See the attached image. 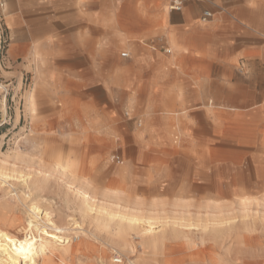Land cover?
<instances>
[{
    "label": "rangeland",
    "instance_id": "rangeland-1",
    "mask_svg": "<svg viewBox=\"0 0 264 264\" xmlns=\"http://www.w3.org/2000/svg\"><path fill=\"white\" fill-rule=\"evenodd\" d=\"M198 2L204 4L201 13L213 12L206 0ZM166 4L168 0H107L102 10L103 21H100L107 36L102 28L99 29V23L94 21L90 33V59L96 63L101 60L103 72L105 65L113 68L109 75L111 83L102 86L97 83H74L77 74L83 72L77 63L85 58L82 52L67 51L62 45L58 48L70 35L69 27L57 30L50 37L51 51H47L49 47L42 43L27 48L26 44L17 41L34 40L29 37L38 39L29 29L31 22L21 15L19 2L0 0V160L16 151L25 156L36 155L43 149L53 151L44 143L45 137H48L53 141L54 150L67 155L75 164L85 166L87 174L94 177L101 187H125L144 199L154 195L167 198L181 195L190 201H201L200 195L210 192L213 195L215 191L208 182L227 177L236 180L233 192L256 195L264 191V185L257 188L251 181L248 182V178L264 179V103L252 113L250 121L223 129L226 139L235 137V142L223 140L214 132L210 118L198 115L200 110H210L214 106L212 101L208 98L198 102L190 100L189 89L182 84L178 86L176 82L170 83L169 72L171 67L176 66L174 60L180 56L181 47L177 37L166 30L169 13ZM249 7L262 14L264 0H250ZM151 8H154V12H151ZM90 9H95V6L91 5ZM78 11L88 12L87 6H80ZM254 16L258 18L257 14ZM250 23L259 28L261 26L264 32L261 19L250 20ZM78 32L82 43L86 32L83 28ZM110 38L116 47L105 55L99 44ZM245 39L252 45L264 42L259 35ZM167 45L171 53L165 56ZM182 50L185 51L184 48ZM121 52H129V58L122 57ZM145 56L150 57L156 73L152 85L155 97L151 100L143 97L138 89L141 81L127 66L132 60L144 63ZM164 56L166 63L157 68L160 57ZM118 61L126 67L121 68ZM168 65L171 67L167 68ZM181 70L189 73L190 80L199 85L200 73L191 68ZM217 71L213 70L215 73ZM251 77L248 86L259 90L262 84L257 71ZM163 88L166 89L164 97L161 92ZM30 92L34 107L27 103ZM219 92L226 93L222 88ZM256 107L252 101L246 112ZM164 108L178 114H164ZM158 130L159 134L155 133ZM33 142L38 146L35 147ZM87 144L102 146L93 148L86 147ZM209 146L215 152H205L203 155H212L217 161L211 167L210 163L207 166L196 164V160L201 159L198 152ZM163 149L168 154L163 156L160 153ZM111 156L115 157L114 161ZM178 157L182 164L174 162ZM90 159L92 165L88 166L86 164ZM224 166H228L227 171L219 172V167ZM170 178L175 180L173 186L153 189L167 183ZM44 183L46 187L42 196L60 212L73 215L64 201L62 181L51 177ZM15 192L19 193L15 179L0 183V228L23 236L28 228V211L15 200ZM218 198L223 203H229L234 196L226 189ZM187 237L165 240L158 258L169 260L171 264H209V255L226 253L231 255L232 264H252L243 255H235V251L242 241H249L253 245L258 243L256 240L264 242V227L256 225L253 230L241 228L224 239L193 229L187 232ZM134 240L140 241L137 238ZM114 256L124 260L122 255L112 253L111 257ZM260 261V264H264L263 258Z\"/></svg>",
    "mask_w": 264,
    "mask_h": 264
},
{
    "label": "bare ground",
    "instance_id": "bare-ground-1",
    "mask_svg": "<svg viewBox=\"0 0 264 264\" xmlns=\"http://www.w3.org/2000/svg\"><path fill=\"white\" fill-rule=\"evenodd\" d=\"M167 8L170 11L169 2ZM166 49L170 54L168 45ZM33 100L30 92L29 106H33ZM163 111L164 114H178L172 109ZM44 143L53 151L43 149L29 156L16 151L0 160V183L15 179L19 186L15 200L28 211V228L23 236L0 228V264H171L169 260L158 258L162 245L169 238L187 239V232L197 229L204 235L224 239L241 228L264 227V191L256 195L233 192L236 180L232 178H215L216 181L208 182L215 191L213 195L211 192L200 195L201 201H190L181 195L171 198L154 195L144 199L125 187H101L87 174L85 166L75 164L67 155L54 150L51 138L45 137ZM33 145L38 146L35 142ZM90 146L95 148L102 144L86 145ZM165 150L160 151L163 156L168 154ZM205 152L213 154L215 150L212 146L202 148L198 152L201 159H197L196 164L207 166L210 163L211 167L217 159L212 155L204 156ZM114 158L111 156L113 161ZM174 162L183 163L179 157ZM91 163L92 159L86 165ZM227 169L228 166L219 167V172ZM262 172L264 175L263 169ZM51 177L62 181L64 201L73 215L60 212L42 196L44 182ZM250 181L257 188L264 185V179L248 178ZM174 184L175 180L170 178L153 189ZM226 189L234 196L229 203L217 199ZM256 241L255 245L249 241L240 242L235 255L241 254L249 263L260 264V258L264 261V242ZM112 253L122 255L124 260L111 257ZM117 259L120 261L116 262ZM209 264H232V258L226 253L209 255Z\"/></svg>",
    "mask_w": 264,
    "mask_h": 264
},
{
    "label": "crops",
    "instance_id": "crops-1",
    "mask_svg": "<svg viewBox=\"0 0 264 264\" xmlns=\"http://www.w3.org/2000/svg\"><path fill=\"white\" fill-rule=\"evenodd\" d=\"M16 1L19 2L21 15L31 22L29 29L38 38L29 37L34 40L24 39L17 42H23L27 48L35 43L37 45L42 43V45L49 47L47 51H51L52 45L50 46V42L52 40L50 37H53L57 30L69 27L71 30L70 35L66 36L67 40L60 43L58 48L62 45L67 51L82 52L83 58H85L77 63L78 67L83 69V72L77 74V77L73 80L74 83H89V85L97 83L102 86L111 83L109 75L112 73L113 68L105 65V72H103L101 71L103 68L100 63L101 60L96 63L89 57L92 52L91 23L93 21L98 22L99 29L102 28L104 35H106L100 21H103L102 16L104 14L102 10L107 0ZM182 2H184L183 10L169 11L167 15L168 26L166 30L169 31L171 36L177 37L181 47L180 56L174 60L176 66H167V68L171 67L169 72L170 83L176 82L178 86L182 84L186 89H189L190 100L197 102L204 101L207 98L211 100L215 107H211L210 110H208L209 108L200 110L201 113L199 112L198 115L210 118L214 132L216 131L221 139L235 142V137L229 140L226 139L225 134L222 133L223 129L235 126L239 122L250 121L249 119L253 116L252 113L259 110L264 103V42L252 45L248 42V39H245L257 35L264 38L262 27L259 28L250 23V20H258V18L264 22V12L261 14L257 13L256 10H250V0H206L213 12L209 10L211 16L206 20H202L200 13L204 6L203 3L198 2V0H182ZM91 5H94L95 9H90ZM80 6L82 8L87 6L88 12H79ZM151 12H154V8H151ZM255 14L258 18L254 16ZM134 17L137 18L136 15ZM81 28L86 32V34H83L84 40L82 43L78 37V31ZM95 31L96 29H94ZM112 44H115L112 38L104 40V42L101 41L99 46L102 49L100 50L107 55V53L115 50L116 44ZM183 48L186 50H182ZM100 50L99 56L101 57ZM166 55L170 54L166 53ZM87 56L89 59H87ZM165 56L160 57V61L156 64L157 68L163 67L162 65L166 63ZM145 57L144 63L139 64L137 61L132 60L127 63V66L133 69L134 74L138 76L137 80L141 81L142 85L138 84V89L144 95L143 97L151 100L155 97L152 92V85L156 80V73L150 57ZM117 63L121 68L126 67L119 61ZM181 68H191L194 72L200 73L199 85L193 83L189 78V73L181 70ZM213 70L218 71L215 73ZM255 71L258 73V77L261 78L262 85L259 90L248 86V82L252 80V73ZM115 73L118 74V72ZM119 75L122 76V73L120 72ZM81 78L83 80H80ZM120 79L122 80L121 77ZM220 88L225 90L226 93H220ZM161 92L164 97L166 89L163 88ZM252 101L254 107H257L247 113V107L250 106Z\"/></svg>",
    "mask_w": 264,
    "mask_h": 264
},
{
    "label": "built area",
    "instance_id": "built-area-1",
    "mask_svg": "<svg viewBox=\"0 0 264 264\" xmlns=\"http://www.w3.org/2000/svg\"><path fill=\"white\" fill-rule=\"evenodd\" d=\"M168 2H169V7H170L169 10L170 11H180L182 9V7H183L182 0H168ZM210 16H211V12L210 11H204L202 13V20H206ZM164 52L168 54L170 51L165 48ZM121 56L122 57H128V54L126 52H122ZM119 261H120L119 259L116 260V262H119Z\"/></svg>",
    "mask_w": 264,
    "mask_h": 264
}]
</instances>
